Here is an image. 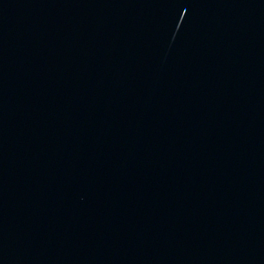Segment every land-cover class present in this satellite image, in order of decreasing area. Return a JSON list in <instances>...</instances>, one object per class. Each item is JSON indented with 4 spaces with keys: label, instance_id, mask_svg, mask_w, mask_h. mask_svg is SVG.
Listing matches in <instances>:
<instances>
[{
    "label": "water",
    "instance_id": "water-1",
    "mask_svg": "<svg viewBox=\"0 0 264 264\" xmlns=\"http://www.w3.org/2000/svg\"><path fill=\"white\" fill-rule=\"evenodd\" d=\"M0 264H264V0H0Z\"/></svg>",
    "mask_w": 264,
    "mask_h": 264
}]
</instances>
